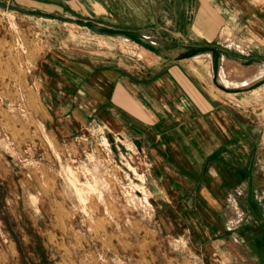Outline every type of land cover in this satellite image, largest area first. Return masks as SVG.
I'll list each match as a JSON object with an SVG mask.
<instances>
[{"label": "rangeland", "instance_id": "1", "mask_svg": "<svg viewBox=\"0 0 264 264\" xmlns=\"http://www.w3.org/2000/svg\"><path fill=\"white\" fill-rule=\"evenodd\" d=\"M49 1L0 0V264H147L136 262L145 250L151 264H177L180 256L159 232L146 169L133 166L117 139L82 112L109 94L111 69L145 83L165 67L133 37L148 36L170 54L241 51L218 37L193 40L192 26L175 22L170 9L169 22L161 21L159 0H137L135 8L131 0L102 8L96 0ZM253 60L226 70L247 80L237 91L215 84L206 57L179 62L215 98L216 112L231 116L227 128L238 149L224 218L242 236L243 264L264 255V59ZM212 128L217 143L223 121Z\"/></svg>", "mask_w": 264, "mask_h": 264}, {"label": "crops", "instance_id": "2", "mask_svg": "<svg viewBox=\"0 0 264 264\" xmlns=\"http://www.w3.org/2000/svg\"><path fill=\"white\" fill-rule=\"evenodd\" d=\"M58 1L67 2L51 0L48 5L54 6ZM79 1L86 5L95 0ZM96 1L100 8L112 1L117 5L116 0ZM131 1L135 8L137 0ZM159 1L166 8L165 20L161 21L169 22L167 9H170L175 22L179 17L181 22L192 26L194 34L190 37L193 40L211 42L218 37L225 48H239L244 55L227 49L218 52L200 47L182 48L170 54L159 50L148 36L133 37L167 64L157 66L155 70L159 73L145 83L111 69L104 86L109 87V94L102 93L96 108H87L82 114L101 132L117 139L122 154L133 166L146 169L147 190L159 209L156 221L159 232L181 259L175 257L174 262L214 264L218 256L223 264H243L245 260L238 255L242 236L237 235L224 218L227 203L232 199L229 192L234 171L230 159L233 146L238 149L237 143L232 144L231 130L227 128L231 116L225 109L216 112L219 106L215 98L209 96L205 87L193 83L196 79L189 77L179 62L206 57L210 60L213 80L221 89L237 91L248 86L239 85L245 79H232L226 70L237 68V63L243 66L249 57L258 61L264 59V0ZM154 16L152 14L151 18ZM236 38L239 43L235 42ZM232 56L241 60H233ZM220 71L237 84L221 83ZM83 102H89L88 98ZM215 120H222L224 125L217 143V134L212 128ZM143 246L150 248L149 243ZM228 251L233 256L226 257ZM140 260L151 264L152 253L145 250L143 257L136 258L137 263ZM251 263L264 264V255L253 254Z\"/></svg>", "mask_w": 264, "mask_h": 264}, {"label": "bare ground", "instance_id": "3", "mask_svg": "<svg viewBox=\"0 0 264 264\" xmlns=\"http://www.w3.org/2000/svg\"><path fill=\"white\" fill-rule=\"evenodd\" d=\"M21 71V70H20ZM219 76V77H218ZM217 77H218V79H219V81L220 82H222V83H224V84H228V85H233V84H237V82L236 81H229V80H227L225 77H224V74H223V72H221L220 71V73H219V75H218ZM246 81L247 80H244V83H246ZM240 85H244V84H240ZM5 159V158H4ZM9 159V158H8ZM6 160V159H5ZM6 162V161H5ZM15 171V170H14ZM35 189V188H34ZM53 204V203H52ZM51 204V205H52ZM34 205V204H33ZM48 205V204H47ZM49 206V205H48ZM43 218V217H42ZM45 218V217H44ZM59 256V255H58Z\"/></svg>", "mask_w": 264, "mask_h": 264}]
</instances>
